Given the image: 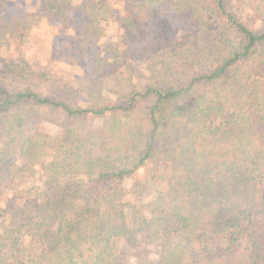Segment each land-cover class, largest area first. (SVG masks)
<instances>
[{"label": "trees", "instance_id": "1", "mask_svg": "<svg viewBox=\"0 0 264 264\" xmlns=\"http://www.w3.org/2000/svg\"><path fill=\"white\" fill-rule=\"evenodd\" d=\"M117 1L0 0L1 39L60 16L53 62L70 69L0 61V264H264V14ZM110 20L118 42L98 45ZM240 171L245 196L204 209L199 178Z\"/></svg>", "mask_w": 264, "mask_h": 264}, {"label": "rangeland", "instance_id": "2", "mask_svg": "<svg viewBox=\"0 0 264 264\" xmlns=\"http://www.w3.org/2000/svg\"><path fill=\"white\" fill-rule=\"evenodd\" d=\"M22 1L23 0H15V6L19 7V4H21ZM109 1L113 5L120 2L117 0ZM254 1H256V7H258L259 10L264 14V0ZM233 3L238 8L243 7L244 11L246 10V12H248L249 14H253V11L249 8V4L252 3V0H234ZM68 15L71 16V13L69 12ZM35 16V14H30V18H34ZM8 28H11L9 38L6 39L9 40V42H5L6 40L1 39L0 36V61L3 58H5L6 60H16L18 52L22 51L25 57L28 60H33L36 64L35 66L38 68L45 67L46 71L70 70L66 66L63 67V65L59 64L58 61H56L55 63L53 62V59H55L56 56H60L61 58H63L62 56H64V58H69V54H65V50H63V47L59 44H56V42L59 40V37L55 38L56 34L62 32L65 29L60 16L53 17L46 15V17L44 16V19L39 26L33 28L32 31H26L22 33V35H17L14 31H12L14 28L13 24L8 25ZM103 30L104 33H101V35L96 38L97 44L101 46L102 44L116 46L118 37L120 35L119 28L110 20L104 24ZM98 32H100L99 27ZM0 34L3 35V33L1 32ZM103 49H105V47H103ZM94 59L95 57L93 58V60ZM48 60L51 62L52 66L48 64ZM139 62H134L135 66L133 65V69L138 72L147 73V71L144 70L145 66H140ZM86 71H90V69H87ZM73 75L78 74L74 72ZM95 78L97 79L99 78V76L97 75ZM72 81L74 83H79V77H73ZM106 87L108 88L105 90H108L109 88L122 90V85L119 81L115 82L107 79ZM83 96L86 97V94ZM45 128L53 134H56L58 131L57 126H46ZM156 166V162L148 161L140 170L138 176L134 180V182L138 183L139 186L144 185L146 187L143 199H151L156 196V187L152 182V175ZM239 174H241L242 176L240 178H236L239 176ZM250 174V171L245 173L243 171H240L238 172V174L234 173L230 175V177H223L212 182L199 178L204 187V196L201 202L202 207L208 211H215L217 208H219V205H221V203H227V201L238 203L241 200L242 196H245L244 187H242L241 185L245 184V178ZM114 252L115 255L121 258H126L129 261L131 258H133L131 256V252L124 247L123 243L120 242L117 243Z\"/></svg>", "mask_w": 264, "mask_h": 264}]
</instances>
